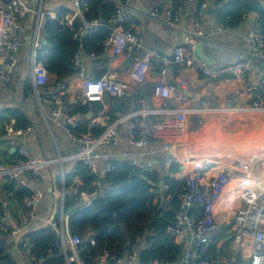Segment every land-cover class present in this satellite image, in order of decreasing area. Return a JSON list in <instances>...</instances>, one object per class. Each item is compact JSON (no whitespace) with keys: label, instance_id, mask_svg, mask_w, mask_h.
I'll use <instances>...</instances> for the list:
<instances>
[{"label":"built area","instance_id":"obj_1","mask_svg":"<svg viewBox=\"0 0 264 264\" xmlns=\"http://www.w3.org/2000/svg\"><path fill=\"white\" fill-rule=\"evenodd\" d=\"M71 10L64 17L67 26L73 27L75 22L81 26L75 36L93 32L103 22L99 19L86 21L81 9V0H68ZM116 3V13L108 20L110 34L104 41V47L110 51L113 59L122 57L134 60L130 68L131 76L142 79V64H150L158 60V80L153 88V96L163 100L160 108L151 109L145 100H141L138 109L121 117L111 120L100 133L70 131L69 137L77 146L75 158L80 160L90 173L98 176V162L102 161L105 173L114 172L121 161L102 146H119L121 128L124 127L127 142L132 147L129 153V163L140 169L148 168L145 156L161 158V169L167 173L173 165H189L191 171L185 178L187 183L184 191L178 195L179 207L175 217L166 231L173 236L177 243L183 245L181 257L171 264H264V176H257L251 181H235L230 172L221 166V159H213L197 151L178 153L177 146L182 144L189 147L196 143L208 117L218 111V107L207 98L201 99L199 105H193L192 98L183 91H176L170 84V76L174 67L192 65L204 75L213 79L227 75H237L244 69L250 68L249 59L259 62L258 79L264 92V32L258 20L244 36L245 50H240L235 62L222 64L212 68L201 60L194 52V44L177 45L170 55L150 51L143 57L136 58L134 52L143 46L142 37L121 24L130 18L126 5L121 0ZM213 0H166L165 16L158 7L148 11V15L173 29H183L182 19L187 14L190 5H197L195 34L204 37L201 18L204 11ZM264 6V0H252ZM31 0H0V88L9 93L13 89V75L19 65L17 54L25 45L26 26L22 23L33 12ZM43 2V0H42ZM42 12V3L38 9ZM43 13V12H42ZM39 24L37 25V30ZM226 28L220 24L218 30ZM33 48L29 56L30 74L35 84V92L51 106L50 116L57 125L76 124L81 116L74 108L66 103L69 84H60L56 89L49 90L50 76L45 68L44 60L39 59V51L44 47L42 39L36 35L32 39ZM75 74L83 80V102H102L106 94L121 97L125 92V82L111 74L100 78H91L86 73L85 65L81 62L79 52L73 58ZM258 86L249 85V90ZM174 101L175 104H171ZM251 110L264 112V101L254 102ZM242 110L239 107L233 108ZM197 114L195 124H191L190 115ZM234 116L224 121L229 131L234 130ZM91 126L96 124L91 120ZM250 125L243 127L249 131ZM27 129L11 131L22 134ZM9 143L16 147L21 160L13 165L0 164V180H14L17 187L24 188L27 196L19 205L20 218L8 210L9 203L3 202L4 212H0V228L6 236L18 237V245L32 248L26 229L34 221L40 220L39 208L43 199L42 190L36 185L35 179L41 176L43 166L50 165L59 158L35 157L29 153L16 138L10 137ZM249 149L261 151L260 157L250 158L253 165L264 163V145H252ZM147 150V151H146ZM67 171L66 174L72 173ZM65 175V173H64ZM180 179V180H181ZM168 185H164L167 190ZM72 193H79L75 186ZM223 196V197H222ZM85 196H82L84 198ZM223 198L222 204L219 201ZM86 198H84L85 200ZM89 198L86 200L88 201ZM87 204H89L87 202ZM86 204V205H87ZM224 207L223 216L219 205ZM63 207V206H62ZM200 209V213H197ZM221 215V216H220ZM45 223L59 235L60 253L64 255L66 264H90L82 257L83 236L73 234L67 223L59 225L55 220H45ZM228 228L226 237L219 242L221 248L224 242H229L227 250L230 255L221 252L212 253L209 249L212 237L220 233L222 226ZM92 244L95 243L90 239ZM52 254V252L50 251ZM138 242L130 244L127 254L123 257L112 256L114 264H141ZM30 259L35 264H42L44 258L35 259L30 253ZM98 264V263H97Z\"/></svg>","mask_w":264,"mask_h":264},{"label":"crops","instance_id":"obj_2","mask_svg":"<svg viewBox=\"0 0 264 264\" xmlns=\"http://www.w3.org/2000/svg\"><path fill=\"white\" fill-rule=\"evenodd\" d=\"M66 1L43 0L42 2V0H31V7L36 12L23 19V24L27 29L26 41L22 59L13 75V89L11 92L5 93L0 88V110L12 107L20 108L32 122L22 134L11 132L19 130L13 128L14 119L6 123L7 136L0 138V142L2 139H6V142L0 144V158L6 159L5 149H7L10 154H15L21 160L17 149L13 151L14 147L9 143L11 136L16 138L35 157L59 158L58 161L43 166L41 176L34 180L43 192V199L39 208L40 220L32 222L27 227L26 232L46 226L45 220H55L59 225L68 224L70 214L68 209L72 206L74 210V206L71 205L65 209V199L68 195L74 194L72 190L75 186L78 188L84 185L83 178L77 173V166L82 162L74 157L77 153V146L69 137L70 131L79 132L83 128L94 133L100 132L111 120L138 109L141 100H145L151 109L160 108L163 104L162 99L154 97L152 94L154 85L158 80V60L154 59L147 65L142 64L140 70L145 73L142 79L131 76L130 68L134 64V60H131V64L127 65V59L125 58L113 59L110 51L104 47L106 38L102 42L101 52L95 53L92 52L93 50L83 48L79 51V57L85 65L89 77L100 78L106 74H111L122 79L125 82L124 95L112 97L106 94L102 102L84 103L83 80L81 78L74 73L66 80H60L55 73L46 69L50 76L49 90L52 91L63 83L69 84L66 103L74 108L75 113L81 115L79 116L80 120L74 125L56 124L50 116L51 106L35 92L36 87L30 74L29 56L33 48L32 39L36 33L38 38L43 40L44 45L47 44L44 32L46 18L50 17L55 20L59 11L68 6ZM243 1L247 4L246 0ZM41 3L43 13L37 12ZM124 4L130 13V18L124 21L121 26L137 32L143 39L142 48L134 52L136 58L143 57L150 51L170 55L177 45L196 44L198 41L203 40L205 52L215 59V64L211 65L212 68L235 62L238 52L246 49L244 36L253 25L247 17L251 13H257L251 8L240 26L219 31L218 26L220 23L217 20V15L220 5L217 4V0H213L201 18V26L204 31V37L202 38L194 32L197 5L188 7L187 14L181 22L183 29H173L148 15L150 9L158 7L161 15L165 16L166 0H126ZM217 7H219L218 10H216ZM259 14L260 12L256 14L257 20ZM38 24L39 28L37 30ZM249 66L250 68L242 70L237 75H227L213 79L204 75L192 65H176L170 76V84L176 91H183L189 95L195 107L204 98L210 99L218 107V111L207 118L196 143L189 147L180 144L177 146V152L182 153L187 149L188 151L201 152L203 155H208L215 160L221 159V166L230 172L233 180L241 182L251 181L257 176H264V163L262 161L257 165L249 162L250 158L262 155L260 150L249 148L254 144L264 145V112L254 111L250 108L254 102L264 101V92L259 87V62L249 59ZM56 79H59V82ZM249 85L258 86V88L251 91L248 89ZM116 100L120 102L119 109L114 106ZM170 103L175 104L174 101H170ZM236 107L242 110L233 111V108ZM231 115L235 117V122L233 123L234 130L229 131L224 126V121ZM197 118V114L190 115L191 124H195ZM93 119H95L96 124L91 126L90 122ZM247 125H250L251 129L244 131L243 127ZM100 149L111 152L118 161H129V153L132 152V147L127 142L124 127L121 128L117 148L102 146ZM144 160L149 166L143 169L144 171L146 169L148 171L157 169L163 174L160 157H153L148 153ZM103 166V162L99 161L98 179L94 182L95 185H98L100 191L104 189L103 186L106 181H102V178L105 179L106 175ZM70 170H73L72 173L66 174ZM190 171L189 165L179 166V170L171 175L180 180L183 175ZM68 176L70 177L69 186L67 185ZM2 181L0 180V182ZM96 194L95 192H82L78 203L86 205L88 202L87 205H90ZM3 196L4 191L1 190L0 198ZM82 196H85L86 199L84 200ZM88 198L89 200L86 201ZM162 199H164V202ZM158 200L161 208L164 210L171 209V197L165 194L164 187H162L160 194L154 198L153 202L156 203ZM222 201L223 198L219 203L222 204ZM8 203L10 204V201ZM220 204H218L219 208L222 206ZM8 210L17 218H20L19 205L17 206L15 202L11 204V208L9 207ZM222 215L224 216L225 212ZM153 233V230L149 229L146 231V239L137 238L139 249L149 243L147 240ZM95 234L96 232L92 228H88L82 236L84 240H94ZM17 241L18 237L16 236H6V242L8 243L6 251L11 254L17 264H33L28 246H19ZM96 261L98 264H111L106 253L98 256Z\"/></svg>","mask_w":264,"mask_h":264},{"label":"trees","instance_id":"obj_3","mask_svg":"<svg viewBox=\"0 0 264 264\" xmlns=\"http://www.w3.org/2000/svg\"><path fill=\"white\" fill-rule=\"evenodd\" d=\"M121 1L126 2V0ZM67 4L68 6L59 11L55 20L46 18L44 32L47 44L38 54L39 59L44 60L45 68L55 73L60 80H66L76 72L73 58L81 49L86 48L95 53L102 51V42L111 31L108 20L116 13V3L112 0H81L84 19L86 21L99 19L103 23L91 33L75 36L81 23L75 22L73 27L65 24L64 16L71 10V3L68 1ZM217 4L220 5L217 20L226 28L240 26L250 11L249 5L243 0H217ZM258 22L264 32V8L260 11ZM12 119L15 120L14 129H26L32 124L22 109L16 107L2 109L0 138L7 136L5 125ZM79 132H87V130L82 128ZM4 142L6 139H2L0 144ZM5 154L7 157L0 158V164L13 165L20 160L7 149ZM178 170L179 166L173 165L167 173L161 174L157 169L145 172L127 162H121L114 172L106 173L104 189L100 191L98 185L94 184L98 177L79 163L77 173L83 178L84 185L78 187L79 193L66 197L65 209L74 206L68 217L69 229L73 234L82 236L88 228L96 232L94 244L90 240L82 242V257L85 262L96 264V258L106 253L110 263L114 264L112 256L123 257L128 251L127 243L133 244L138 237L146 239V231L149 229L154 233L147 240L149 243L140 249V263L171 264L178 260L183 253V245L177 243L166 231L167 225L172 222L179 207L178 195L187 185L185 178L178 180L171 175ZM69 179L68 176L67 185L70 184ZM161 185L169 186L165 190V194L171 197L169 210L161 208L159 200L153 202L160 194ZM1 190L4 191L1 199L10 201L8 209L14 202L17 206L20 205L28 194L26 189L17 187L16 181L9 179L0 182ZM82 192L97 193L90 205L78 203ZM221 207L220 212H223ZM4 210L3 202L0 200V212L3 213ZM196 211L200 213V209ZM56 218L58 219V216ZM227 230L228 228L223 225L220 233L212 237L209 246L212 253L216 254L219 251L230 255L227 250L228 241L224 242L221 248L218 245L226 237ZM27 236L29 241L33 242L30 253L35 259L44 258L42 264H66L64 255L60 253L59 235L51 227L44 225L28 232ZM7 247L6 234L0 228V264H17L6 251Z\"/></svg>","mask_w":264,"mask_h":264},{"label":"water","instance_id":"obj_4","mask_svg":"<svg viewBox=\"0 0 264 264\" xmlns=\"http://www.w3.org/2000/svg\"><path fill=\"white\" fill-rule=\"evenodd\" d=\"M247 4L249 5L250 9L252 8L255 12L259 13L264 6L261 3L252 1V0H246ZM219 7L216 8V10H218ZM257 13H251L247 19L250 23L254 24L257 21ZM194 52L196 53V55L203 60L207 65L211 66L215 64V59H213L212 57H210L206 52H205V44L203 42V40L198 41L196 44H194ZM131 60L128 59L127 60V65L131 64ZM57 82H59V79H56ZM115 108L119 109L120 107V102L119 100H116L114 103ZM16 150V147L13 148V151ZM145 172H148V169L145 170ZM105 179L102 178V181H104ZM164 202V199H162ZM73 210V207L71 206L68 209V213H71ZM130 243H128L127 248L129 247Z\"/></svg>","mask_w":264,"mask_h":264},{"label":"rangeland","instance_id":"obj_5","mask_svg":"<svg viewBox=\"0 0 264 264\" xmlns=\"http://www.w3.org/2000/svg\"><path fill=\"white\" fill-rule=\"evenodd\" d=\"M68 1V0H67ZM66 1V3H68ZM22 23H23V20H22ZM23 48H24V46L21 48V50L19 51V53L17 54V57H18V59H19V64H20V61H21V59H22V52H23ZM162 190V187L159 189V192ZM83 239H84V237H83Z\"/></svg>","mask_w":264,"mask_h":264}]
</instances>
